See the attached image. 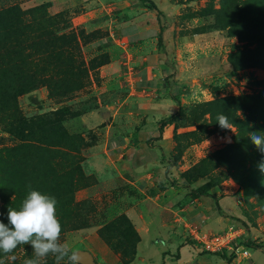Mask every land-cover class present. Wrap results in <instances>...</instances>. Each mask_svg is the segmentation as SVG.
Listing matches in <instances>:
<instances>
[{
	"label": "rangeland",
	"instance_id": "obj_1",
	"mask_svg": "<svg viewBox=\"0 0 264 264\" xmlns=\"http://www.w3.org/2000/svg\"><path fill=\"white\" fill-rule=\"evenodd\" d=\"M17 1L29 9L43 0ZM126 1L122 7L119 0H91V15L83 5L59 14L63 23L56 32L83 31L84 58L107 60L102 67L108 70L106 81L100 67L89 85L68 97H51L46 87L37 86L17 98L19 116L28 121L32 137L47 143L21 141L5 126L11 118L0 115V221L8 224V208L18 210L31 185L56 198L60 242L90 254L94 264H121L98 234L119 216L128 217L127 211L137 226L144 220L151 225L137 228L128 217L142 241L131 264H176V249L182 245L190 246V256L180 264H253V246L264 254V172L259 169L264 154L249 135H264V0H227L228 12L221 11V0H149L157 11L139 0ZM107 3L111 11L103 13ZM132 28L141 32L137 41L122 37L123 29ZM98 97L113 111L122 105L102 124L101 113L86 117ZM220 115L231 128H221ZM58 127L75 139L73 145L57 139ZM121 136L130 142L139 136L148 159L154 160L143 188L112 181L113 168L99 170L94 162L100 149L95 154L93 146L106 143L112 149ZM74 147L77 155L71 152ZM155 147L162 151L159 161ZM73 158L81 168V177H74L81 180L77 189L66 196L51 192V181L66 179ZM199 188L206 216L188 212L195 206L189 196H199L190 192ZM149 194L155 195L149 200L152 209L168 203L163 214L172 217L163 232L158 233L162 220L149 214L148 204L131 209ZM220 200L235 217L227 226L218 217ZM177 209L188 216L187 224L175 225L172 211ZM121 226L119 231L126 222ZM195 235L207 241L229 236L231 249L207 250ZM106 238L115 244L127 239V246L133 241L128 234L106 233ZM240 240L248 241L245 249L236 247ZM173 241L170 254L165 250ZM244 250L249 257L242 255ZM34 258L30 244L10 254L0 251V264H26ZM40 264H57V258L49 254ZM59 264L69 262L64 258Z\"/></svg>",
	"mask_w": 264,
	"mask_h": 264
},
{
	"label": "trees",
	"instance_id": "obj_2",
	"mask_svg": "<svg viewBox=\"0 0 264 264\" xmlns=\"http://www.w3.org/2000/svg\"><path fill=\"white\" fill-rule=\"evenodd\" d=\"M147 3L153 10L155 4L149 0H139ZM230 1V0H229ZM157 11V10H156ZM221 11L228 12L227 0H221ZM60 15H50L47 5H39L29 9H22L17 0H0V115H4L10 122L5 123L8 132L21 141L33 139L27 128L28 121L19 116L17 98L24 93L35 90L37 86L48 89L51 97H68L83 90L91 83L90 78L94 71L107 64V60H86L81 51L83 31L77 33H57L56 27L62 20ZM236 67L235 62H231ZM167 119V118H166ZM166 124L161 123V132ZM159 127V128H160ZM28 131V132H26ZM57 139L61 143L73 145L74 138L67 135L59 127ZM47 143L44 140L38 142ZM72 153L77 155L76 148ZM79 161L73 158L70 173L64 181L52 180L51 192L70 195L77 189L81 177ZM193 195L202 196V188L192 191ZM126 222L127 228L121 223ZM126 231V233H125ZM106 233L118 234L121 237H133L130 246L127 239L115 244L106 238ZM99 237L119 255L121 264H131L136 256L137 244L140 237L126 215H121L109 225L99 230ZM247 240L242 245L248 246ZM255 250L259 249L253 246ZM216 255V254H215ZM219 255V254H217Z\"/></svg>",
	"mask_w": 264,
	"mask_h": 264
},
{
	"label": "crops",
	"instance_id": "obj_3",
	"mask_svg": "<svg viewBox=\"0 0 264 264\" xmlns=\"http://www.w3.org/2000/svg\"><path fill=\"white\" fill-rule=\"evenodd\" d=\"M119 2L120 3H116V4L117 5L121 4L122 7L128 6L126 0H119ZM39 4L47 5V11L49 12L50 15L60 14L64 11H66L67 9L70 10V9L74 8L76 5H83V8L86 9V11H87V12L85 11L86 15H91L94 12V11H91V6H90L91 0H43ZM110 6H111L110 3H107L106 5L103 6V9H101V11H103V13H107V12L111 11ZM97 12H98V10H97ZM98 13H101V12H98ZM81 17H84V15H82ZM123 36L129 37V40H131V41H137L138 39H140L139 37L141 36V32L139 30H135L134 28H132L130 31L127 29H123L122 37ZM107 70H108V66H104L100 70V72L102 74V78L105 81H106V75L105 74H106ZM104 83L105 82L103 81V84ZM121 106H118L119 108H117L116 110L113 111V110H111V107H112L111 104L108 105L107 102L104 103L101 100V98H99L97 100V106L92 111L88 112L86 114L87 115L86 117L88 119H94V116H97L99 113H101V114H103V118L101 119V124H102L103 123L102 121H104V118L107 117V115H109V114L117 115L119 113ZM79 119L81 120L82 118H79ZM106 125L108 126V124H106ZM161 136H162V134H161ZM160 139L161 138H159V141H162ZM92 149L94 150L93 152L95 154L97 153L96 149H100V157L97 158L96 161H94L99 170H101V168L106 167V166L113 168V170L115 172V176H114L112 181H114V182L126 181V182L130 183L131 185H136V186L138 185V188H140V187L143 188V182L144 181L148 182L147 179H151V174H149V173L151 172L152 167L155 166V163L153 162L154 160L150 161L148 159L147 153L143 150V142H141L139 136H137L136 140L133 142H130L129 139H126V137L121 136L117 139L116 146L112 149L108 148L106 143L103 145L100 144L97 146H93L91 148V151H92ZM152 150L154 151L155 159H157L159 161V157L162 156V151H160L158 147H155ZM163 155L166 156V153L163 152ZM93 160H95V159H93ZM161 169H162V171L164 170L163 168H161ZM164 173L165 172H163V174ZM101 185H103V184H101ZM101 185H99V186H101ZM190 193H192V192H190ZM153 197H155V195L149 194L148 197L142 198L141 200H139L136 203V205H134L131 209H133V210L138 209V205H140L141 203H146L151 208V204H150L151 202L149 203V200H151ZM161 197L164 198V196L162 194H161ZM189 197H190L189 200L195 206L191 210H189L188 212L196 211L197 215L203 214L204 216H206V214L208 212H206L205 210H202V208H200V206H202L203 202L205 203V201L202 200V196H198V197L189 196ZM222 201L223 200L218 201L216 209H217V212L219 213L218 217L223 220V225L227 226L229 224V221L232 220L231 218H235V217L233 215H230L229 211H227L226 207L222 204ZM164 207L168 208V203L164 204V202H161L159 207H157V208L155 207L153 209L151 208V211L149 210L150 215L157 214L158 218L160 220H162V224L158 227V233L160 230H161V232H163V226L166 224L167 221L169 222L168 219H171V217H172L171 214H163ZM179 211H181V210L177 209V211H172V213H173L172 215H174L176 217L174 219V223H176L175 225H177L178 223L187 224V222H188L187 217L188 216L187 215L182 216V214L180 215L178 213ZM127 215L134 222L133 218L131 217V215L129 214L128 211H127ZM163 218H164V220L165 219L166 220L163 221ZM134 224H135V222H134ZM144 225H149V224L146 223V221L144 220L143 222H141L139 224V226H137V225L136 226H137V228H141ZM149 226H151V225H149ZM141 238L143 240L142 236H141ZM153 238H155V237H152L151 239H153ZM158 240L160 241L161 238H158ZM141 243H142V241L139 242L138 244L141 245ZM175 243L176 242L173 241L172 246H170L169 250H165V251H169L170 254H172L173 253L172 247H174L176 245ZM176 252L178 255L177 260L179 261L178 263L180 264L183 260H186L189 258L190 246L189 245L179 246V248L176 249ZM158 253L159 252L157 251V254ZM165 254L166 253H161V257H164ZM158 255L160 256V253ZM191 256H193V254ZM250 257H251V263L262 264L261 259H264V254L262 253V251L260 249H257L254 251L253 254L250 255ZM178 263H176V264H178Z\"/></svg>",
	"mask_w": 264,
	"mask_h": 264
},
{
	"label": "clouds",
	"instance_id": "obj_4",
	"mask_svg": "<svg viewBox=\"0 0 264 264\" xmlns=\"http://www.w3.org/2000/svg\"><path fill=\"white\" fill-rule=\"evenodd\" d=\"M217 121L221 128H231L224 115L218 116ZM249 135L251 142L264 154V135L255 132ZM259 169L264 172V160ZM28 188L20 208H8V224L0 221V251L10 254L18 245L30 244L35 258L27 260L26 264H40L49 254L56 256L57 264L64 258L69 264H81V254L60 242L62 227L56 216V198L33 190L31 185Z\"/></svg>",
	"mask_w": 264,
	"mask_h": 264
},
{
	"label": "built area",
	"instance_id": "obj_5",
	"mask_svg": "<svg viewBox=\"0 0 264 264\" xmlns=\"http://www.w3.org/2000/svg\"><path fill=\"white\" fill-rule=\"evenodd\" d=\"M195 237L201 241L202 245L207 250L218 251L222 249H231V247L229 246L231 238L229 236L218 235V236H214L211 240H208V241L205 240L204 238L202 239L199 238L197 235H195ZM238 245L239 246H236V247H240L239 250H242L243 248L245 249V247L242 245V240L238 242ZM242 255L244 257H249V254L247 253L246 250L242 252Z\"/></svg>",
	"mask_w": 264,
	"mask_h": 264
},
{
	"label": "water",
	"instance_id": "obj_6",
	"mask_svg": "<svg viewBox=\"0 0 264 264\" xmlns=\"http://www.w3.org/2000/svg\"><path fill=\"white\" fill-rule=\"evenodd\" d=\"M81 264H94L90 254L88 253H81Z\"/></svg>",
	"mask_w": 264,
	"mask_h": 264
}]
</instances>
